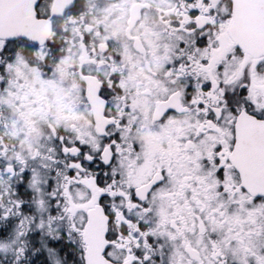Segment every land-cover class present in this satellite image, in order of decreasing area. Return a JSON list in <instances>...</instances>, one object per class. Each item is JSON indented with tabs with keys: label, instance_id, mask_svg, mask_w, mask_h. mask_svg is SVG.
I'll use <instances>...</instances> for the list:
<instances>
[{
	"label": "snow or ice",
	"instance_id": "6c2138e0",
	"mask_svg": "<svg viewBox=\"0 0 264 264\" xmlns=\"http://www.w3.org/2000/svg\"><path fill=\"white\" fill-rule=\"evenodd\" d=\"M0 264H264V0H0Z\"/></svg>",
	"mask_w": 264,
	"mask_h": 264
}]
</instances>
